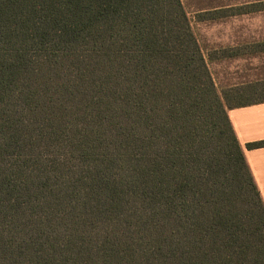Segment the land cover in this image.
<instances>
[{
	"label": "trees",
	"instance_id": "trees-1",
	"mask_svg": "<svg viewBox=\"0 0 264 264\" xmlns=\"http://www.w3.org/2000/svg\"><path fill=\"white\" fill-rule=\"evenodd\" d=\"M211 60L181 0H0V264H264Z\"/></svg>",
	"mask_w": 264,
	"mask_h": 264
},
{
	"label": "rangeland",
	"instance_id": "rangeland-1",
	"mask_svg": "<svg viewBox=\"0 0 264 264\" xmlns=\"http://www.w3.org/2000/svg\"><path fill=\"white\" fill-rule=\"evenodd\" d=\"M193 31L213 59L219 92L240 90L231 105L264 100V0H181Z\"/></svg>",
	"mask_w": 264,
	"mask_h": 264
},
{
	"label": "crops",
	"instance_id": "crops-1",
	"mask_svg": "<svg viewBox=\"0 0 264 264\" xmlns=\"http://www.w3.org/2000/svg\"><path fill=\"white\" fill-rule=\"evenodd\" d=\"M228 117L264 200V146L247 148L249 144L264 143V102L228 110Z\"/></svg>",
	"mask_w": 264,
	"mask_h": 264
}]
</instances>
